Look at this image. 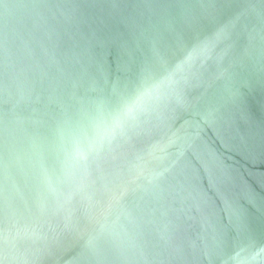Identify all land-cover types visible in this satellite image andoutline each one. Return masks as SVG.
<instances>
[{
  "label": "water",
  "instance_id": "water-1",
  "mask_svg": "<svg viewBox=\"0 0 264 264\" xmlns=\"http://www.w3.org/2000/svg\"><path fill=\"white\" fill-rule=\"evenodd\" d=\"M0 264H264V0H0Z\"/></svg>",
  "mask_w": 264,
  "mask_h": 264
}]
</instances>
